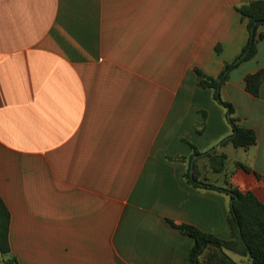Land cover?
<instances>
[{
  "label": "crops",
  "instance_id": "1",
  "mask_svg": "<svg viewBox=\"0 0 264 264\" xmlns=\"http://www.w3.org/2000/svg\"><path fill=\"white\" fill-rule=\"evenodd\" d=\"M252 1L0 0V196L19 264H191L168 220L231 239V198L184 174L189 143L232 135L195 69L218 77L242 52ZM261 70L264 39L220 91L256 145L219 147L226 171L202 176L264 204V80L257 96L245 81Z\"/></svg>",
  "mask_w": 264,
  "mask_h": 264
},
{
  "label": "trees",
  "instance_id": "2",
  "mask_svg": "<svg viewBox=\"0 0 264 264\" xmlns=\"http://www.w3.org/2000/svg\"><path fill=\"white\" fill-rule=\"evenodd\" d=\"M238 11L242 19L247 21L248 31V40L242 52L232 62L225 63L224 69L218 77L203 75L200 70L195 69L198 75L203 76L198 85L213 90L216 102L227 109L232 135L206 152L203 156L204 160L196 161L193 176L191 175L193 157L204 153L186 141L194 151L188 159V169L184 174L189 186L195 189L224 193L231 198L233 203L228 218L231 239L224 240L195 226L177 225L172 220H168L182 235L193 239V246L189 252L191 264H238L226 254V250L249 257L252 264H264V204L252 192L244 193L229 183L220 186L210 180L209 177L202 176L203 168L211 169L216 174L226 171L228 157L224 152H219V147L223 148L232 144L237 149L248 150L257 143L255 130L239 125L238 118L234 117V106L221 99V87L228 80L230 73L241 63L255 58L258 53V43L264 39V31L259 32L261 27L264 28V0L252 1L239 7ZM262 80H264V70L247 76L245 79L246 90L257 96ZM202 127H204V123ZM184 159L180 158V160ZM202 161L206 163L201 165ZM10 221L11 213L0 196V264H19L10 245Z\"/></svg>",
  "mask_w": 264,
  "mask_h": 264
},
{
  "label": "water",
  "instance_id": "3",
  "mask_svg": "<svg viewBox=\"0 0 264 264\" xmlns=\"http://www.w3.org/2000/svg\"><path fill=\"white\" fill-rule=\"evenodd\" d=\"M204 155H205V153L201 154V155H196V156L193 157L192 164H191V175L192 176H193V173H194V167H195L196 161L199 160L200 158H202ZM232 203L233 202H231V204Z\"/></svg>",
  "mask_w": 264,
  "mask_h": 264
},
{
  "label": "rangeland",
  "instance_id": "4",
  "mask_svg": "<svg viewBox=\"0 0 264 264\" xmlns=\"http://www.w3.org/2000/svg\"><path fill=\"white\" fill-rule=\"evenodd\" d=\"M232 151H233V150H230V152H232ZM240 153H242V152H240ZM202 163L205 164L206 162H205V161H202L200 164L202 165ZM226 254H227V255H228V254H230V255H234L236 258L238 257L237 255H235L233 252H230V251H227Z\"/></svg>",
  "mask_w": 264,
  "mask_h": 264
}]
</instances>
